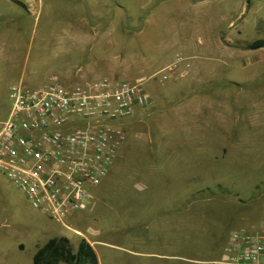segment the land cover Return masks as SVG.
Masks as SVG:
<instances>
[{
    "label": "rangeland",
    "instance_id": "obj_1",
    "mask_svg": "<svg viewBox=\"0 0 264 264\" xmlns=\"http://www.w3.org/2000/svg\"><path fill=\"white\" fill-rule=\"evenodd\" d=\"M261 39L264 0H0V124L20 82L143 78L152 101L70 229L0 173V264H34L56 236L99 241V264H204L233 231L264 227V48L224 44ZM175 209L185 226L164 229Z\"/></svg>",
    "mask_w": 264,
    "mask_h": 264
},
{
    "label": "built area",
    "instance_id": "obj_2",
    "mask_svg": "<svg viewBox=\"0 0 264 264\" xmlns=\"http://www.w3.org/2000/svg\"><path fill=\"white\" fill-rule=\"evenodd\" d=\"M143 82L65 85L54 77L40 87L14 85L0 124V173L35 210L70 229L67 220L87 209L91 190L107 177L126 139L124 124L152 102ZM229 240L220 260L204 264H264V227L244 225Z\"/></svg>",
    "mask_w": 264,
    "mask_h": 264
},
{
    "label": "trees",
    "instance_id": "obj_3",
    "mask_svg": "<svg viewBox=\"0 0 264 264\" xmlns=\"http://www.w3.org/2000/svg\"><path fill=\"white\" fill-rule=\"evenodd\" d=\"M264 46V40H256L249 48ZM34 264H99V259L93 246L82 238L74 250L67 236H56L49 239L38 248L33 258Z\"/></svg>",
    "mask_w": 264,
    "mask_h": 264
},
{
    "label": "crops",
    "instance_id": "obj_4",
    "mask_svg": "<svg viewBox=\"0 0 264 264\" xmlns=\"http://www.w3.org/2000/svg\"><path fill=\"white\" fill-rule=\"evenodd\" d=\"M228 48H232V47H236L237 49H243V50H246V51H254V50H256V49H260V48H264V46L263 47H259V48H256V49H251V48H240V47H238V46H236V45H228V44H226V43H224ZM234 59H238V57H236V56H234V54H233V56H232ZM232 58V59H233ZM263 59H264V57H263ZM257 58H247V59H245V62H244V65H245V67L246 66H250V65H253V64H255L256 62H257ZM260 60V59H259ZM240 69V65L239 64H237L236 65V67L234 66V68H233V70H236V71H238ZM58 79H60L59 77H58ZM74 78H69V79H67V78H63V80H61L60 79V81H64V82H66V83H68V85H73V83H71V81L73 80ZM63 82V83H64ZM70 82V83H69ZM232 83V82H231ZM232 84H237V83H232ZM120 154H118V152L115 154V156H114V158H113V160H112V163H111V166H110V169L112 168V166H113V164H114V162L117 160V158H118V156H119ZM167 155V157H168V159L170 160L171 159V156H169L168 154H166ZM152 156H153V158H155V156L152 154ZM169 160H168V162H166L165 164H166V167H168V168H166L164 171L166 172V175H171V173H174L175 172V168H174V166H170L171 165V162H169ZM170 180V179H169ZM168 180V181H169ZM147 183V184H146ZM146 185H144L143 187L145 188V187H148L149 185H148V181H146ZM142 205L141 206H145L146 204L144 203V202H142L141 203ZM169 202H167V204H165V205H167L166 207H169ZM170 212V214L171 215H164V216H162V218H163V228L164 229H169L170 227H172V224L174 223L173 221H170V219L172 218V219H177V221L179 220L180 222H181V225H182V227H184L185 226V218L183 217V214L185 213L184 211H182L181 209L180 210H174V211H172V210H170L169 211ZM167 214H169L168 213V211H167ZM174 225V224H173ZM230 237L228 238V240H227V242H226V246H225V248H224V250H223V253H222V255L223 254H225L226 252H227V250H228V247H229V242H230ZM92 246H93V248H94V250H95V246H96V244L97 243H100L99 241H89V240H87ZM176 242V241H175ZM174 242V245L176 244ZM104 243V242H103ZM96 251V250H95ZM132 254H137V255H139L140 253L139 252H134V251H132ZM151 255H154V254H151ZM97 256H98V254H97ZM157 256H163V255H157ZM173 257H175V256H173ZM178 259H180V260H185V257H183V256H181V255H178V256H176ZM98 259H99V257H98ZM99 263H100V261H99Z\"/></svg>",
    "mask_w": 264,
    "mask_h": 264
}]
</instances>
